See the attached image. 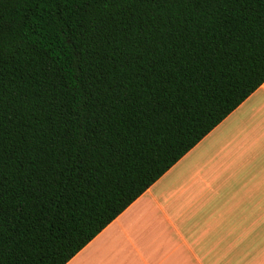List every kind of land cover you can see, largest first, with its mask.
Masks as SVG:
<instances>
[{"label":"trees","instance_id":"obj_1","mask_svg":"<svg viewBox=\"0 0 264 264\" xmlns=\"http://www.w3.org/2000/svg\"><path fill=\"white\" fill-rule=\"evenodd\" d=\"M264 83V0H0V264H66Z\"/></svg>","mask_w":264,"mask_h":264},{"label":"crops","instance_id":"obj_2","mask_svg":"<svg viewBox=\"0 0 264 264\" xmlns=\"http://www.w3.org/2000/svg\"><path fill=\"white\" fill-rule=\"evenodd\" d=\"M66 264H264V83Z\"/></svg>","mask_w":264,"mask_h":264}]
</instances>
